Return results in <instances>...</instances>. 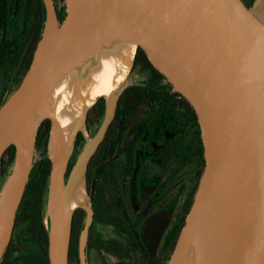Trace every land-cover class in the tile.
I'll return each instance as SVG.
<instances>
[{"label": "water", "instance_id": "1", "mask_svg": "<svg viewBox=\"0 0 264 264\" xmlns=\"http://www.w3.org/2000/svg\"><path fill=\"white\" fill-rule=\"evenodd\" d=\"M43 2V36L20 86L0 107V162L10 147L15 148L14 165L4 184L10 177L15 183L0 209V263L14 236L34 169L38 130L44 121L51 122L49 148L53 125L59 124L42 112L43 120L29 139L24 120L34 95L107 40L135 48L136 54L143 51L193 107L200 125L205 168L169 264H179L193 225L197 264H264V21L257 10H249L241 0H66V16L60 22L53 0ZM126 89L113 107L106 104L100 128L93 139H87L66 183L70 158L60 172L48 154L49 264H68L75 213L65 224L69 190L74 180L83 178L85 183L89 161ZM77 132L73 131L72 145ZM91 223L89 213L80 238V264H87Z\"/></svg>", "mask_w": 264, "mask_h": 264}, {"label": "flooded vegetation", "instance_id": "2", "mask_svg": "<svg viewBox=\"0 0 264 264\" xmlns=\"http://www.w3.org/2000/svg\"><path fill=\"white\" fill-rule=\"evenodd\" d=\"M241 1L251 10L256 0ZM53 3L58 13L61 2ZM39 9L46 21L43 0L39 5L35 0H0V107L20 86L42 38L45 21L41 31ZM143 66L134 65L133 76L136 71L149 73L151 81L132 86L151 84L156 86L154 92L121 95L85 172L92 216L87 264H169L204 172L196 112L182 95L168 88L166 80L155 85L153 73ZM78 139L76 146L81 149L67 176L87 144L83 137L77 145ZM88 216L83 208L73 215L70 248L77 254L73 264H80V238Z\"/></svg>", "mask_w": 264, "mask_h": 264}, {"label": "bare ground", "instance_id": "3", "mask_svg": "<svg viewBox=\"0 0 264 264\" xmlns=\"http://www.w3.org/2000/svg\"><path fill=\"white\" fill-rule=\"evenodd\" d=\"M44 36L47 38L48 33ZM135 54V48L101 41L87 58L67 74L35 93L24 126L29 130L31 140L35 128L43 120L42 112L58 120L61 127L57 122L53 125L48 154L60 172H63L72 154L73 131L78 129L87 134V113L100 99L113 107L116 97L128 87ZM14 183V178L10 177L0 190V209L6 206ZM79 208L91 212L83 178L71 184L64 212L65 224ZM197 257V230L193 225L179 264H197Z\"/></svg>", "mask_w": 264, "mask_h": 264}, {"label": "trees", "instance_id": "4", "mask_svg": "<svg viewBox=\"0 0 264 264\" xmlns=\"http://www.w3.org/2000/svg\"><path fill=\"white\" fill-rule=\"evenodd\" d=\"M35 1L39 5L40 0ZM65 1L66 0H60L61 8L58 9L60 22H62L66 16ZM44 21L45 12L42 15L41 9H39V26L41 31ZM139 63H144L143 68L148 69L153 73L156 80L155 85L166 80L153 68L145 53L141 50H138L136 54L135 66H138ZM155 87L156 86H152L151 84L147 86H130L125 92H154L152 89H155ZM168 88L172 89L171 86H168ZM103 103L104 100L100 99L89 113L98 111L99 115H102L104 107ZM50 129L51 122L46 120L41 124L38 130L36 150L43 151V156L42 159L34 165L22 204L17 214L14 236L1 264H49V238L48 229L44 223V219L47 190L51 172V161L47 157ZM82 140L83 137L79 135L77 145H79ZM14 161L15 148L12 146L7 150L0 162L1 184H3L11 174ZM74 258H77V254H75L73 247H71L68 259L70 264H73Z\"/></svg>", "mask_w": 264, "mask_h": 264}, {"label": "rangeland", "instance_id": "5", "mask_svg": "<svg viewBox=\"0 0 264 264\" xmlns=\"http://www.w3.org/2000/svg\"><path fill=\"white\" fill-rule=\"evenodd\" d=\"M262 5H263V0H256L253 3V6H252L251 9H253V10L256 9L257 10V16H259L261 18V20L264 21V8L262 9V7H261ZM44 30H45V28L43 29V33H44ZM43 33H42V36H43ZM132 76H133V74H132ZM133 79H134V81H132V83L129 85V87L132 86L133 84L134 85L135 84L139 85V84H145V83H148V82L151 81V77H150L149 73H143L142 74L141 72H138V71L135 72V76H133ZM11 95L9 96V98L11 97ZM104 103H105V100H104ZM105 105H106V103H105ZM102 117H101V115H99L98 111H93L92 113H88L87 119H86L87 134L84 135L81 132H77L76 138L79 136V134H82L83 137H84V141H85V139L86 140L87 139H91L92 136L96 133V130L98 129V125H100V123L102 121ZM88 122H90V130L88 128ZM78 149L80 150L81 147H79ZM78 149H77V146H76V139H75L74 145H73L72 155L70 157V160H69L68 166H67V170H66V173L64 175V182L65 183L67 182L68 177H69V176H67V172L69 170V166H70V164L74 163L76 161L77 157H78L77 156V154L79 153ZM42 156H43V151H37L36 150L35 157H34V162L35 163L39 162L42 159ZM47 157H48V147H47ZM47 194H48V190H47ZM46 205H47V197H46ZM46 213L47 212H46V206H45L44 223H45L46 227L49 228V222L46 220V215H47Z\"/></svg>", "mask_w": 264, "mask_h": 264}]
</instances>
